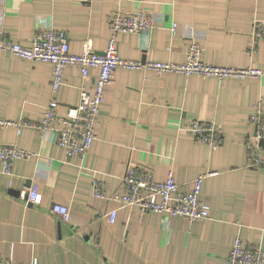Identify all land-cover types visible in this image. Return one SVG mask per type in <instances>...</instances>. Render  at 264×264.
Listing matches in <instances>:
<instances>
[{"label":"crops","instance_id":"obj_1","mask_svg":"<svg viewBox=\"0 0 264 264\" xmlns=\"http://www.w3.org/2000/svg\"><path fill=\"white\" fill-rule=\"evenodd\" d=\"M116 8L142 9L155 19L147 32L117 35L123 58L180 62L193 31L205 63L264 70V40L251 34L252 20L264 18V0H0V38L28 44L49 24L66 31L70 52H80L87 41L101 53ZM63 73L52 92L49 62L0 51V118L36 122L52 98L59 110L75 104L79 70L68 65ZM96 75L91 68L84 81L90 84ZM258 99L264 111V73L218 79L118 67L104 88L96 137L82 159L66 158L54 135L3 127L1 143L37 155L13 162L9 185L0 163V264H32V258L36 264H226L235 237L264 251V166L249 165L247 144L254 141L249 116ZM193 119L218 124L220 145L209 148L180 128ZM127 164L149 169L154 180L171 170L180 191L211 172L199 195L209 204L208 216L188 221L121 206L112 196ZM93 178L105 197L94 196ZM34 182L37 197L25 202ZM54 204L67 206V220L52 211ZM111 209L113 222L107 219Z\"/></svg>","mask_w":264,"mask_h":264},{"label":"built area","instance_id":"obj_2","mask_svg":"<svg viewBox=\"0 0 264 264\" xmlns=\"http://www.w3.org/2000/svg\"><path fill=\"white\" fill-rule=\"evenodd\" d=\"M155 24L152 14L142 9L125 11L114 9L108 17L109 36L106 46L101 53L93 52L87 41L83 43L78 53L70 52L69 40L66 31L47 25L37 30L28 44L12 42L0 38V51L7 50L13 55L25 60H41L51 64L52 92H56L63 82L64 68L68 65L77 66L82 82L79 86L78 100L73 105H66L59 110L55 99H50L45 105L40 121H31L20 118L10 120L0 118V130L5 126H12L17 133L22 128H32L45 137L48 134L55 136L66 158L82 159L90 148L95 134V121L103 101L104 88L111 82L113 71L118 68L150 69L161 73H180L185 76L198 74L218 79L227 76L244 77L260 75L264 70L257 68H230L207 64L202 60L203 47L194 32L188 33V42L185 46L184 58L180 62L170 60H136L123 58L117 51V35L122 32H147ZM173 22L171 29L174 30ZM251 34L254 40H264V18H254L251 24ZM91 68L97 70V75L87 84L84 80L89 77ZM250 123L254 124V141L247 139L248 159L250 166H264V145L260 140L264 138V111L262 100L258 99L249 116ZM181 129L193 134L200 143L209 148H215L221 143V127L213 121L199 119L186 120ZM36 152L18 147L14 144L0 142L1 171L8 176V185L11 183L12 164L18 159H28L36 156ZM211 172L199 174L193 179L192 188L180 191L169 170L163 180H154L147 168H134L126 165L120 177L121 189L112 196L121 206H136L139 214L147 212H163L169 216H181L188 221L202 220L209 214V204L200 198L202 178ZM94 196L105 197L96 178L92 179ZM38 194V184L32 183L24 196L25 202H33ZM52 211L67 220L69 211L67 206L54 204ZM116 209L107 213L109 222H113ZM226 264H264V251L259 246H247L239 237L232 241L226 254ZM36 264V258L31 259Z\"/></svg>","mask_w":264,"mask_h":264},{"label":"water","instance_id":"obj_3","mask_svg":"<svg viewBox=\"0 0 264 264\" xmlns=\"http://www.w3.org/2000/svg\"><path fill=\"white\" fill-rule=\"evenodd\" d=\"M260 143L264 145V138L260 140Z\"/></svg>","mask_w":264,"mask_h":264}]
</instances>
